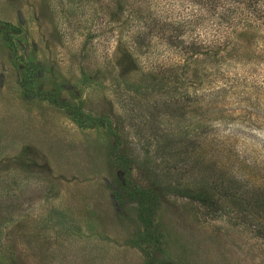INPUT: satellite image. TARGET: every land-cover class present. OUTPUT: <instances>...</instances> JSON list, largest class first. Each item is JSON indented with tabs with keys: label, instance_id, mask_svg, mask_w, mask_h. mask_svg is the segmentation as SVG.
Returning a JSON list of instances; mask_svg holds the SVG:
<instances>
[{
	"label": "rangeland",
	"instance_id": "obj_1",
	"mask_svg": "<svg viewBox=\"0 0 264 264\" xmlns=\"http://www.w3.org/2000/svg\"><path fill=\"white\" fill-rule=\"evenodd\" d=\"M190 1L0 0V264H264V27Z\"/></svg>",
	"mask_w": 264,
	"mask_h": 264
},
{
	"label": "trees",
	"instance_id": "obj_2",
	"mask_svg": "<svg viewBox=\"0 0 264 264\" xmlns=\"http://www.w3.org/2000/svg\"><path fill=\"white\" fill-rule=\"evenodd\" d=\"M191 5L189 6L188 11L180 12L177 14V17L171 19L172 23V32L169 33V40L173 39L185 47L181 49V52H187L194 50L198 44L196 39L191 38L189 42L185 43L184 39L180 37L183 33L178 30L180 26H190V23L198 20L201 17H205L212 24L214 31H217V35H214L209 39V45L205 48L214 46L216 43H219L222 40L224 31L218 32L221 28L231 27L233 25L244 26H261L264 27V0H191ZM220 33V36H218ZM198 49V48H197ZM25 78L24 83H31L33 80L32 68L28 67L25 69ZM80 114V112H78ZM119 159V160H118ZM117 161L122 162L124 159L120 157ZM160 191L156 193L158 196L165 195H175L180 197H185L192 201H197L200 205L205 207L210 211H218L219 209L225 210L226 205L217 197H213L210 191H207L204 188H177V187H159ZM139 194L138 198L136 197V205L138 211L140 212V219L145 223L147 221V212L150 211V206L153 204L152 194L149 198L145 195V192L136 190ZM133 196L135 191L130 192Z\"/></svg>",
	"mask_w": 264,
	"mask_h": 264
}]
</instances>
